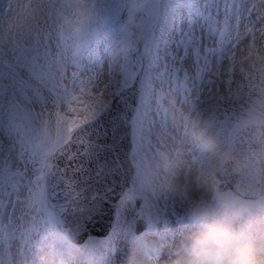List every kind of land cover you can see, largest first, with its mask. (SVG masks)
<instances>
[{
	"label": "snow or ice",
	"instance_id": "obj_1",
	"mask_svg": "<svg viewBox=\"0 0 264 264\" xmlns=\"http://www.w3.org/2000/svg\"><path fill=\"white\" fill-rule=\"evenodd\" d=\"M217 8L213 20L197 16L199 0H132L124 31L146 44L139 70L126 47L123 73H98L74 59L86 0H6L0 264H79L81 254L99 256L93 264H171L186 219L137 196L134 179L161 103L172 96L220 117L264 92V0H250L239 20L227 3ZM177 13L179 34L161 57L155 31Z\"/></svg>",
	"mask_w": 264,
	"mask_h": 264
},
{
	"label": "rangeland",
	"instance_id": "obj_2",
	"mask_svg": "<svg viewBox=\"0 0 264 264\" xmlns=\"http://www.w3.org/2000/svg\"><path fill=\"white\" fill-rule=\"evenodd\" d=\"M88 2V10L90 12V19L87 26L84 28L80 35L82 43L81 52L85 53L86 60L88 63L92 64L91 71L88 72H107L109 67H107L106 59H102L104 52L114 53L116 50L117 40L121 39L124 49L129 47L128 52V63L135 64L137 70L142 63V58L145 54L146 44L143 42L139 43V48L137 47L138 41H134L132 38V33L130 31L125 32L123 29V24L127 22V5L132 2V0H86ZM214 0H206L208 2V7L202 14L204 18L209 15L215 20L216 13L219 10H223V6L227 3L231 11L235 10L238 12L236 19L239 20L241 16L247 15V8L240 10L239 0H222L220 3H213ZM146 3H167L168 0H144ZM249 4V3H248ZM213 5V10L211 6ZM201 12V11H200ZM199 15V12L197 16ZM106 18L111 19L113 24L118 25V31L113 37L111 43L110 36L106 33V26L104 22H108ZM175 31V35L178 36L179 20L175 26V29H171V33L162 32L161 28H157L155 31V36L158 43V52L163 57L168 50L174 45V37L172 35ZM121 44V45H122ZM101 47V48H100ZM123 49V50H124ZM105 50V51H104ZM123 52V51H122ZM122 52L116 58H109L113 63L112 68L123 73L125 67V60L123 58ZM119 60L115 64L116 60ZM79 63H82V57ZM135 76V72L131 73ZM175 97H168L161 103V109L163 111V118L158 119L152 130L150 136L146 138L142 150L139 152L137 160L134 162L137 167L136 175V195L143 196L147 201H158L161 205L167 203L169 207L175 205L176 209L181 212L184 216L188 225V233L186 238L183 240L182 244L185 243L189 246V241L197 240L200 233L196 234V228H205V224L198 220L194 215V210L197 208L207 209L209 212L210 219H221L225 221V225L222 228L226 235H228L229 241H233L236 237L234 243H239L242 239L238 234L244 225V214L248 210H254L256 207V201H245L236 198L230 192H224L218 194L216 179L217 170L222 165L227 152L224 154L218 166L212 170L208 171L207 168L203 169V173L200 179L195 178L197 174L196 168L193 169L192 178H194V184L196 188H200L205 185L206 179L212 183L211 189L204 193V198L206 201L201 205H194L192 200L186 194L187 187V177L189 170H183L182 157L184 154L189 153L188 151L193 149L196 145L195 138H200L205 141V146L208 151H212V148L219 147L218 138L223 137L226 139L227 146L230 148L232 145V140L234 138L236 130L250 122H253L254 109L256 107V101L258 99H264V92L256 91L252 94L249 100H246L243 104H238L235 111L229 110L227 116L216 117L210 115L202 110L197 109L193 103H184L171 105L170 102ZM172 109L174 111H172ZM198 119V125L202 131V137L196 135L195 138L187 145H181V141L185 132L190 131L191 120ZM228 119L224 122L222 119ZM183 149H186L183 151ZM193 158V155L190 156ZM180 159V160H179ZM179 160V162H177ZM191 163V159L189 161ZM173 163L175 165H173ZM179 165L177 166V164ZM208 173L207 178L204 175ZM210 198L218 200L219 203L210 209L209 202ZM211 201V200H210ZM182 206V207H180ZM184 207V208H183ZM194 233V234H193ZM181 246L177 249V254L180 253ZM215 254L219 256L223 253L221 249H217L215 246L211 248ZM86 256V254H85ZM88 256V255H87ZM100 259L99 256H97ZM179 260L173 259L171 263L177 264ZM83 264H87L83 262Z\"/></svg>",
	"mask_w": 264,
	"mask_h": 264
},
{
	"label": "bare ground",
	"instance_id": "obj_3",
	"mask_svg": "<svg viewBox=\"0 0 264 264\" xmlns=\"http://www.w3.org/2000/svg\"><path fill=\"white\" fill-rule=\"evenodd\" d=\"M6 1V0H5ZM222 0H214L213 3L216 2L220 3ZM241 6H240V10H243L244 8H246V6L248 5V3H250V0H239ZM87 5L88 2L86 1ZM208 2H206V0H199V4H200V9L199 12L201 11L200 15L203 14L206 10V8L208 7ZM2 2L0 3V8H1ZM213 5L211 6V10H213ZM239 12V11H238ZM238 12H235V10H233V13L235 14V16L238 14ZM198 14V13H196ZM198 15V16H200ZM177 21L179 20V13H177L174 17H170L168 18L167 21V25H166V30L161 29L162 32H167V33H171V29L173 28V23L172 21ZM126 22L123 24V29L125 26ZM113 32H117L118 31V25L113 24ZM130 31V30H129ZM131 32V31H130ZM132 33V39L134 41H138V44L141 42V38L139 36L138 33L134 34ZM122 40L118 39L117 40V45H116V50L114 53L111 52H104V55L102 56V59H106L107 61V67L112 68L113 63L109 60V58H116L119 56V54L123 51L124 49V45L122 44ZM101 48V47H100ZM129 48V47H128ZM79 49V48H78ZM77 49V52H78ZM76 52L74 59H80V57H82V63L80 64V67L84 69L85 72L91 71L92 69V64L87 62V58L85 56V53L82 54H78ZM168 54H170V50L167 51ZM124 58V57H123ZM77 61H81V60H77ZM119 60L117 59L115 64L118 63ZM125 68V67H123ZM177 105V104H184V103H179L177 102L176 98L172 99L170 102V106L171 105ZM172 111H174L172 109ZM199 119V118H198ZM224 122H226L228 119L223 118L222 119ZM198 134L200 133V129L199 127L196 128L195 132L192 131H187L184 133L182 141H181V145H183L184 147L187 146L192 139L194 138L193 134ZM218 142H219V147L212 148L213 150L210 152L208 151L207 154V148L205 146V142H202V149H203V154L199 160L198 164H193L190 163V155L189 153H186L183 155L181 161H182V166H183V170H189L188 173V177L187 179V187H186V194L187 196L192 200V202H194V205H201L203 204L206 199L204 198V193L207 192V190L211 189L212 187V183L209 181V179L207 178L208 173H206L204 175V178L206 179L205 181V185L201 186L200 188H196L195 184H194V178H192V171L194 169V167H198L200 169H205L207 168L208 171H212L214 170L217 166H218V162L221 161V159L223 158L224 154L228 151V147L227 146V142L226 139L223 137H219L218 138ZM186 149H183V151H185ZM180 160V159H179ZM179 160L177 162H179ZM176 164V163H175ZM173 163V165H175ZM179 165V163L177 164V166ZM211 200V201H210ZM210 200H207L209 202V206L210 209H213L215 205H217L219 203V201L210 198ZM256 207L254 210H248V212H246L244 214V225L241 228L240 233L238 234V236L241 237V241L239 243H234L236 240V237L233 239V241H229L228 235L225 234V232H219L218 234V240H219V247H216L217 249H221V251H223V255L220 257H216L217 260L216 262H220L221 264H231L232 258L233 256L236 254L237 250L239 249V247L243 244L246 243H253L256 245L258 251V257L261 259H264V198L260 199L258 202H256ZM182 207V206H180ZM184 208V207H183ZM204 230V228H196V234L199 232H202ZM194 234V233H193ZM195 240H191L189 241L190 244V254L192 251V245L194 243ZM213 248V247H212ZM212 249H210L211 251ZM213 251V250H212ZM187 255H189L188 253L186 254H182V253H178L176 254L174 259L179 260L180 262L182 260H184L185 264H191V260H192V256L189 255V257L187 258ZM187 258V259H185ZM79 264H83V262H86L87 264H93V261H98L99 259L97 258V256L93 257V256H85V254H81L79 257ZM215 262V261H214ZM173 264V263H171Z\"/></svg>",
	"mask_w": 264,
	"mask_h": 264
},
{
	"label": "clouds",
	"instance_id": "obj_4",
	"mask_svg": "<svg viewBox=\"0 0 264 264\" xmlns=\"http://www.w3.org/2000/svg\"><path fill=\"white\" fill-rule=\"evenodd\" d=\"M253 123L264 125V99L256 101ZM194 215L205 224V228L192 245L191 264H210L213 259L210 249L213 246H220L218 234L224 227L225 221L210 219L208 210L203 208L195 209ZM258 251L256 245L251 242L243 244L233 256L231 264H264V259L258 257Z\"/></svg>",
	"mask_w": 264,
	"mask_h": 264
},
{
	"label": "water",
	"instance_id": "obj_5",
	"mask_svg": "<svg viewBox=\"0 0 264 264\" xmlns=\"http://www.w3.org/2000/svg\"><path fill=\"white\" fill-rule=\"evenodd\" d=\"M241 152L242 155V168H247L248 165H260V171L264 174V126L255 124H248L238 131L236 136L235 145L231 150L226 163L221 168L222 177L224 178L223 188L231 189L236 195L244 198L256 199L264 195V190L257 192L254 188L248 186H234L230 181L229 176L224 175L225 169L231 164L233 156ZM235 168V167H234ZM103 223V221H101ZM100 228H97V232Z\"/></svg>",
	"mask_w": 264,
	"mask_h": 264
}]
</instances>
